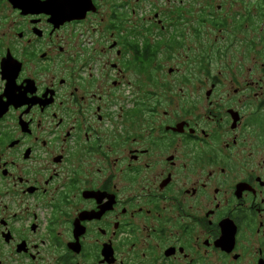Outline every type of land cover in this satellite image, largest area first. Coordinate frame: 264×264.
Masks as SVG:
<instances>
[{
    "label": "flooded vegetation",
    "instance_id": "flooded-vegetation-1",
    "mask_svg": "<svg viewBox=\"0 0 264 264\" xmlns=\"http://www.w3.org/2000/svg\"><path fill=\"white\" fill-rule=\"evenodd\" d=\"M91 2L0 0V264H264V0Z\"/></svg>",
    "mask_w": 264,
    "mask_h": 264
},
{
    "label": "rangeland",
    "instance_id": "rangeland-1",
    "mask_svg": "<svg viewBox=\"0 0 264 264\" xmlns=\"http://www.w3.org/2000/svg\"><path fill=\"white\" fill-rule=\"evenodd\" d=\"M150 1V0H149ZM157 3H159L160 5H169V4H164L165 0H156ZM170 7L172 9H175L176 6L180 3V0H170ZM148 1L144 2V6H146L147 8H149V2ZM157 35H155V37L150 38V42H160V41H164L166 39H156ZM166 38V37H165ZM141 40V38H139ZM205 40V39H204ZM203 40V41H204ZM210 41L212 39H209ZM141 42V41H140ZM141 48L143 46H140ZM154 47L150 46V50H154ZM165 46L161 45L159 46V53L157 54V60L154 61L152 67H160L158 68V70H156V78L157 79H169L170 75L167 72L169 67H172L173 69L175 68H179V67H183L184 64L192 62L193 60V55L188 56V53H184V51L181 48L178 49H174L170 52L165 50ZM188 56V57H187ZM131 57V55L129 56V58ZM126 58H128V55H126ZM192 59V60H191ZM204 62L206 63L207 61L204 60ZM208 63H211L210 61ZM130 67V66H129ZM131 67H133L131 65ZM173 77V76H171Z\"/></svg>",
    "mask_w": 264,
    "mask_h": 264
},
{
    "label": "trees",
    "instance_id": "trees-1",
    "mask_svg": "<svg viewBox=\"0 0 264 264\" xmlns=\"http://www.w3.org/2000/svg\"><path fill=\"white\" fill-rule=\"evenodd\" d=\"M137 44H135L136 48L134 49V57L133 61H131L133 67H152L154 61L157 60V54L159 53L158 49L161 45L165 46V50L168 52L179 46L175 40L156 42L154 50H150L151 43L148 39L144 40V46L142 48L140 47L142 45ZM158 68L160 67H156L155 70H158Z\"/></svg>",
    "mask_w": 264,
    "mask_h": 264
},
{
    "label": "snow or ice",
    "instance_id": "snow-or-ice-1",
    "mask_svg": "<svg viewBox=\"0 0 264 264\" xmlns=\"http://www.w3.org/2000/svg\"><path fill=\"white\" fill-rule=\"evenodd\" d=\"M80 2L81 0H63L64 7L68 12H74L78 3ZM0 72H3L5 77L9 78L13 83H15L16 77L20 74V66L17 65L13 60L9 59L4 62L2 67H0ZM15 91H20V90L17 89ZM15 100L20 103L26 102L23 100V93L21 94V96L15 97ZM221 227H224L225 236L230 240L231 239L230 225L224 224L221 225Z\"/></svg>",
    "mask_w": 264,
    "mask_h": 264
},
{
    "label": "water",
    "instance_id": "water-1",
    "mask_svg": "<svg viewBox=\"0 0 264 264\" xmlns=\"http://www.w3.org/2000/svg\"><path fill=\"white\" fill-rule=\"evenodd\" d=\"M92 8H93V4H92L91 0H81V2L78 3L74 12L76 15L77 14H83L84 11H86L88 9H92ZM74 12H71V13H74Z\"/></svg>",
    "mask_w": 264,
    "mask_h": 264
}]
</instances>
